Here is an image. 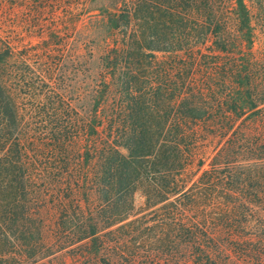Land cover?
Listing matches in <instances>:
<instances>
[{
	"label": "trees",
	"instance_id": "16d2710c",
	"mask_svg": "<svg viewBox=\"0 0 264 264\" xmlns=\"http://www.w3.org/2000/svg\"><path fill=\"white\" fill-rule=\"evenodd\" d=\"M8 3L0 264H264V0H121L94 69Z\"/></svg>",
	"mask_w": 264,
	"mask_h": 264
},
{
	"label": "rangeland",
	"instance_id": "374dc122",
	"mask_svg": "<svg viewBox=\"0 0 264 264\" xmlns=\"http://www.w3.org/2000/svg\"><path fill=\"white\" fill-rule=\"evenodd\" d=\"M119 7H121V0H54L44 9H42L40 0H29L28 2L10 0L8 6L4 8L7 10L4 17L6 20H12L13 23L8 22V24L14 26L6 34L9 35L14 46L21 49L28 45H36L40 42V38L46 39L52 29H57L58 34L64 40L68 39L73 42V50L83 55L87 54L83 50L84 43L95 40L96 44L92 49L95 60L90 64V68L94 69L97 66V54L99 53L97 45L108 36L105 29L95 24V21L107 20L108 14L113 13ZM41 13L43 16L40 18ZM37 15L38 17L35 18ZM33 24L35 26H32ZM37 25L43 26L40 31L37 30ZM263 35L264 33L257 32L255 50L260 53H263ZM74 106L78 108L82 106L86 109V102L77 101ZM211 150L212 147L207 149L205 157L211 153ZM55 264H64L62 258ZM67 264H71L69 259Z\"/></svg>",
	"mask_w": 264,
	"mask_h": 264
}]
</instances>
